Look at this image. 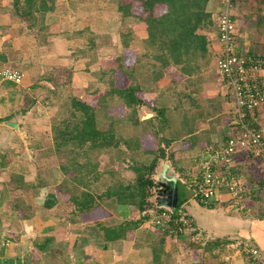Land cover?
I'll return each instance as SVG.
<instances>
[{
	"label": "crops",
	"instance_id": "obj_1",
	"mask_svg": "<svg viewBox=\"0 0 264 264\" xmlns=\"http://www.w3.org/2000/svg\"><path fill=\"white\" fill-rule=\"evenodd\" d=\"M248 4L254 5L255 12L248 9ZM234 8L238 11L241 22L242 20L249 21L253 25L251 28L250 25L240 28L242 26L239 24L238 27V23L236 24L238 51L251 54L264 53V0H237ZM13 15L24 22L16 13ZM234 15L236 16V14ZM0 16L2 15L0 14ZM1 19L0 17V24H5L2 23ZM2 32L0 30V54L4 55L5 59L0 61L1 64L19 63L20 60L17 57L15 60H11L8 52L3 50L8 38ZM208 38L209 55L202 61L201 73L186 77L183 83L175 89L178 92L179 89L184 92V90L190 88L187 93L180 91V93L174 94L178 95V98L185 95L183 98L188 99L187 107L182 106L183 99H180L174 107L171 106L172 109H170V106L167 107L168 105L161 107L159 103L164 99V92H161V94L155 92L156 95L153 99L154 106L164 110L162 114L165 119L164 127L162 129L157 127V130L159 136L169 142L163 145L165 153L173 158L172 162L168 158L164 160L170 162L172 171L182 184L178 186V196L181 203L174 213H177V211L186 212L197 228L196 231L189 234L188 237L181 234L174 236L152 227L148 217L136 228L128 230L124 238L104 241L101 230L93 222L81 223L77 220L73 222L70 216H63L61 212L66 213L65 206L72 205L58 200L56 194L52 195L50 193L51 183L47 181L51 179L53 184H57L67 176L59 168H51L45 180L43 178L37 179V182L44 181L38 187H35L36 184H34L32 176L24 177L27 170L30 171L29 165L35 166L39 162L45 164V161L51 156V153L45 155L36 153L38 146L44 144L43 131L40 133L39 128L35 126L30 128L21 126L22 124L19 122H17L16 128L6 123L12 120L15 115L24 116L34 105L35 95L37 94L31 90V86L37 82L36 80L31 82L28 79V85L25 84V89L28 90L26 92L28 96L29 93L31 94V102H27L24 106L13 103L10 107L14 106L15 108L5 107L6 113H1L4 120L0 123V169L3 168L0 172V264H264V207L258 208L259 205L257 204L255 208L251 207V212H248L251 208H244L239 200H235V198L230 199L232 195L229 192H227L228 195L225 190V193L222 194V187L218 189L217 198L207 204L200 202L195 193L192 192L193 204L188 207L187 203L189 201L188 190L195 191L196 181L192 178L194 176L192 171L198 162L200 166L199 156L204 154L205 158L208 149L212 148L211 146L216 144L217 140H223L224 146L229 138L237 133L233 114V99L224 87L216 69V56L219 52L216 30L208 33ZM212 62L215 78L207 82L201 80L199 83V76L203 75L202 72L209 65L211 66L210 63ZM28 63H30V60H28ZM41 75L38 74V78ZM166 81L162 83H166L171 87L172 85L168 80ZM3 83V85H7L2 88L4 94L8 86L10 88L14 86L13 89L18 87L13 82L5 81ZM159 83L147 81L144 87L145 89L151 88L154 92ZM0 97V104L5 105L2 93H0ZM174 108H179L177 115L172 112ZM143 111L149 112L150 115L146 117L143 115L142 117L138 113L139 119L142 121L155 118L157 115V111L148 106H145ZM11 114L12 117H10ZM260 116L261 118L264 117L263 111L260 112ZM172 118H174L173 122H170ZM175 125L178 128L187 126L190 129L176 132L171 129ZM23 133L27 134L29 140L22 139ZM13 136L14 138H12ZM217 136L220 138H217ZM7 139L9 140L8 145L5 143ZM21 141L24 144L27 142V145L31 148L26 152L28 158L18 155L12 164H17L20 168L15 169L12 165L9 169L11 171L8 172L6 169L11 165L8 163V157H6L10 152L9 147L13 143H15L13 147L19 146ZM2 142L4 143L2 144ZM44 145L48 147L50 143ZM247 154L239 152L233 156L232 171L237 172L236 169L241 170L248 165L253 167V163L248 164V161L246 162L247 156L250 155ZM122 163L126 165L125 161ZM162 163L163 161L160 162V166ZM158 166L156 170L160 168ZM199 170L198 175H200ZM14 173L22 175V184L24 185L21 184L17 187L18 180L10 185L9 182ZM248 179L255 178L249 176L246 180ZM255 184L257 183L254 182L253 185ZM259 187V184H257V190H259ZM44 189L46 195L41 201L38 196L40 195L43 198ZM251 190L253 191V188ZM17 191L21 193L19 194ZM7 193L12 194L13 196L10 195L12 198L24 196L25 204L23 203L24 205L20 207L21 213H17L14 203H10L12 200L7 196ZM251 194L258 196L254 192H251ZM225 196L228 203L224 199ZM32 199L33 201H31ZM5 205L8 207H5ZM155 207H158L156 202ZM56 210L59 211L60 216L58 214L53 215ZM106 211L108 214L102 219L105 226L112 227L123 221L122 217L116 215L114 206L110 202L109 207H106ZM68 213L71 215V212ZM142 214L144 213L142 212ZM142 214L133 212L130 217L137 219ZM199 231L200 238L194 236ZM240 241H247L257 248L260 251V259L255 261L246 256L241 251Z\"/></svg>",
	"mask_w": 264,
	"mask_h": 264
},
{
	"label": "trees",
	"instance_id": "obj_2",
	"mask_svg": "<svg viewBox=\"0 0 264 264\" xmlns=\"http://www.w3.org/2000/svg\"><path fill=\"white\" fill-rule=\"evenodd\" d=\"M13 5L27 27L32 28L39 21L38 29L42 30L46 28L44 18L54 9L55 0H23L21 5L19 0H13ZM210 6L211 0H117L123 16H134L144 25L143 57L149 59V82L167 78L177 87L186 77L202 71V61L209 55L207 32L214 29ZM130 38L129 33L124 35L121 55L100 61L99 81L105 82V88L95 90L89 100L71 96L70 109L58 122L60 116L55 117L51 124L52 145L47 148L48 153L65 157L67 161L60 166L67 178L55 187L56 198L73 205L70 215L73 222H93L101 230L104 241L124 238L128 230L150 216L158 189L154 179L157 164L161 159L168 158L170 162L173 159L165 153L164 145L169 142L157 130L164 127V110L154 106L153 98H146L148 89H143L137 81L135 65L140 58L130 48ZM4 59L0 54V60ZM37 85L33 83L31 88ZM108 105L122 112L111 114ZM141 106L157 111L155 118L140 120L137 110ZM100 120H106L108 127H99ZM107 149L116 158H122L123 153L129 155L130 163L124 168L134 173L132 179L123 177L122 181H114L113 178L114 182L108 183L103 178L106 174L114 175L111 168L99 167L98 157ZM133 153H141L142 158L134 157ZM11 177L10 185L15 180L17 187L23 183L21 174L14 173ZM260 181L259 185L264 186ZM97 185L104 189L98 191ZM109 202L116 215L123 218L112 227L102 222L108 214ZM23 203H14L18 214ZM133 212L144 214L134 219L130 217Z\"/></svg>",
	"mask_w": 264,
	"mask_h": 264
},
{
	"label": "rangeland",
	"instance_id": "obj_3",
	"mask_svg": "<svg viewBox=\"0 0 264 264\" xmlns=\"http://www.w3.org/2000/svg\"><path fill=\"white\" fill-rule=\"evenodd\" d=\"M22 3L23 0H19V4L21 5ZM236 3L237 0L235 1V4ZM234 6L232 8V15L235 16L234 14H236V16L233 17L235 25L238 23L237 26L239 27L240 24V26H242L240 28H243L246 25H250V28L253 27V25L249 21H240L241 18ZM247 7L252 12H255L254 5L252 6L248 4ZM218 9L219 0H212L211 17L214 21V29L208 31L207 34L215 32L216 30V14L218 13ZM14 12L13 0H0V14L2 15L0 17L2 18V23L6 24H0V30H2V33L6 38H8L3 50H6L8 52L11 60H15L16 57L18 58V60H20L19 63L16 62L17 64L10 63L8 65H3L0 62V72L4 68H11L14 70H18L20 73H22L23 76L21 82L15 83L18 86L17 88L13 89L14 86L12 88L8 86L7 91L4 94L2 88L7 85H3V82L8 80L3 79L0 75V82L2 83L0 85V93H2V98L6 103L5 105L0 104V123L4 120V116L1 115V113H6L5 107L15 108L13 105V107H10V105L13 103H18V106H24L27 102H31V94L29 93V96L26 94L28 90L25 89V84L28 85V79L31 82L36 80L38 85L34 89L31 88V90L35 91L37 94L35 95L36 101L34 105L24 116L15 115L12 120H15L16 122L22 124L21 126H26L28 128L35 126L39 128L40 133L41 131H43L42 135L44 136V144L50 143L48 147H51V124H53L54 120L59 116L60 119H58L57 122L61 120L62 116H64V114H66V112L70 109L69 100L71 96H78L83 100H89L91 99L95 90H102L103 88H105V82L99 81L100 61L102 59L117 57L121 55V53H123L122 40L126 33H129V35L131 36L129 40L130 48L134 50V52H136L137 56L140 58V61L135 65V75L137 77V81L140 83L143 89L145 83L147 81H150L151 77L150 74H148L150 69V66L148 64L149 59L147 57H143V53L145 52V46L142 42V39L145 36V30L143 27L144 25L134 16H123L117 8V0H55L54 9L48 12L44 18L46 28L42 30L38 29L39 21L37 22V25L29 28L26 26V23L20 21L16 15V17L13 15L15 14ZM28 60H30V63H28ZM210 64L211 66L209 65V67L202 72L203 75L199 76V83L201 80H206L207 82L215 78L213 74L214 69L212 67L213 62ZM38 74L42 75L38 78ZM46 76L50 77L51 79H46ZM166 80L167 78H165V80L162 79L158 81L160 83L157 85L154 92L151 88L148 89L146 98H151L152 100V98H155L156 93L158 94L159 92V94H161V92H164V99H162L159 103L161 107H163V105H168L167 107L170 106V109H172L180 99H183L182 106L187 107L188 99L183 98L185 95H182L180 98H178V95H174L178 92L177 90H175L178 86L170 87L166 83H162L163 81L167 82ZM31 82L29 83L31 84ZM179 90L183 92V90ZM187 90H190V88H188ZM187 90H184L183 93H187ZM180 91L178 93H180ZM143 109L145 110V106H141L137 110V112L142 117L146 113V111H143ZM174 109L172 112L177 115L179 108ZM108 111L111 114L115 115H118V113L122 112L121 109L112 105H108ZM126 111H128V109H126ZM261 111L264 112V105ZM173 119L174 118H172L170 122H173ZM21 121H23V123H21ZM98 126L104 128L108 127V124L106 120H100L98 121ZM171 129L178 132L181 130H188L190 128L187 126L178 128L175 125ZM23 134L22 139L25 141L29 140L27 134ZM34 136L35 138H37L36 135ZM218 137L219 136H217V138ZM12 138H14V136ZM8 142L9 140L7 139L5 143L7 144ZM3 143L4 142H2V144ZM13 144L11 145V147H9V155L6 156L9 159L8 163L11 164L8 169H6L8 170V172L11 171L9 169L12 167V165L15 169L19 167V165L17 164H12L13 162H15L14 159H17L18 155L23 156L24 158H28L26 152L27 150L31 149L30 146L27 145V142L24 144L23 141H21V144L19 146L16 145L14 147ZM44 144L38 146V148L36 149V153H40L41 155H45L48 153V147ZM120 146L121 148H124L125 145L121 144ZM222 146L223 140H217L216 144H213L211 146L212 148L208 149L209 151L207 150V154L211 151V149L220 148ZM140 154L141 153H133L134 157L137 155L138 157L142 158V154ZM247 157L246 162L248 161V164L253 163V167H250L248 165L241 170L236 169L237 172H235L231 169L233 167L232 164L229 169L225 170H227V173L230 172L229 175L234 176V181L238 182V189L242 190L241 195L239 196V198H237L241 205H243L244 208H255L258 204V208H263L264 186L259 185V190H257V184H260L259 180L264 182V171H262L263 169L261 167V163L257 158L250 155ZM98 159H100V169H105L108 167L114 171L113 177L109 176L108 174L103 176V178H105L108 183L119 181L123 177L126 180H130L134 176V173L132 171L127 168H123L127 167L130 163L129 155L125 153H123L122 158H116L114 156V152H111V149H107L103 151ZM203 159L204 154L202 156H199L200 163ZM123 161H125L126 165L122 163ZM162 161L164 162L167 160L161 159L158 162L159 166L160 162ZM45 162V164L43 162H39L35 164V166L29 165L30 171L27 170V174L25 173L24 177L32 176L34 184H38L40 186V184L42 185L44 181L40 180L37 182V179L43 178L45 180V177L47 176L51 168L60 169V166L62 164H65V162L67 161L65 157L56 156L51 152V156L48 157L47 161ZM114 165L117 167H115ZM199 168L200 166L198 162L196 167H194L192 171L194 174L192 178H194L195 181H198L199 178ZM2 170L3 168L0 169V172H2ZM225 170L223 168H219L220 172L222 171L223 173H225ZM249 176L255 179L246 180V178H248ZM113 178L114 181L112 180ZM47 182L51 183L50 193H52V195H55V187L58 183L53 184L51 179H49ZM254 182H256L257 184L253 185ZM222 188V194L225 193V190L226 193L229 192L226 186H223ZM252 188L253 191L251 190ZM97 189L99 191L101 189H104V187H100L99 185H97ZM251 192H254L255 194L257 193L258 196L256 197V195H252ZM17 193L20 194L21 192L17 191ZM45 193L46 190L43 194V198L39 195L38 199L40 200L41 198L42 201V199H44L46 195ZM229 193L227 194L229 195ZM188 194L189 201L187 203L188 207H190V205L193 204L194 197L192 198L190 190H188ZM10 195L13 196L12 194L7 193V196L10 198V200H12L10 201V203L24 202V196L12 198ZM28 198L30 199L29 196ZM231 198L232 197L230 196V199ZM224 199L226 203H228V200H226V196L224 197ZM31 201H33V199ZM22 205L23 204H21L20 207H22ZM5 207L8 206L5 205ZM252 208L249 209L248 212H251ZM64 209H66V213L62 210L63 212H61V214L63 216L65 215L69 217L70 214L68 212H72L73 205H66ZM58 213L59 211L56 210L53 215ZM58 216H60V214H58ZM188 232L189 233L181 235L188 237L189 234H192V231ZM199 233L200 231L197 233V235L194 236L200 238V235H198ZM171 235L175 236L180 234Z\"/></svg>",
	"mask_w": 264,
	"mask_h": 264
},
{
	"label": "built area",
	"instance_id": "obj_4",
	"mask_svg": "<svg viewBox=\"0 0 264 264\" xmlns=\"http://www.w3.org/2000/svg\"><path fill=\"white\" fill-rule=\"evenodd\" d=\"M236 0H219L216 14V32L219 52L216 56V69L224 87L233 99L234 118L237 133L226 144L211 150L200 163V175L195 182V196L207 204L217 198L218 189L226 186L232 198L241 195L238 182L227 170L232 166L233 156L239 152L257 158L264 171V117L260 110L264 105V53L251 54L238 51L236 25L232 8ZM0 75L3 79L19 83L22 73L4 68ZM223 168L225 173L217 168ZM150 225L168 234L195 232L196 227L190 216L183 211L172 213L164 207H155L149 213ZM241 251L258 261L260 251L247 241H240Z\"/></svg>",
	"mask_w": 264,
	"mask_h": 264
},
{
	"label": "water",
	"instance_id": "obj_5",
	"mask_svg": "<svg viewBox=\"0 0 264 264\" xmlns=\"http://www.w3.org/2000/svg\"><path fill=\"white\" fill-rule=\"evenodd\" d=\"M149 115V112L144 114L145 117ZM6 123L13 128L17 127V122L15 120H10ZM154 179L158 185V189L154 197L156 205L159 207L167 208L174 213L177 210L179 204L181 203V200L178 196V186L182 184L178 180L176 174L172 171L170 163L164 161L160 168L156 171ZM191 192L193 194L195 193L194 190Z\"/></svg>",
	"mask_w": 264,
	"mask_h": 264
}]
</instances>
